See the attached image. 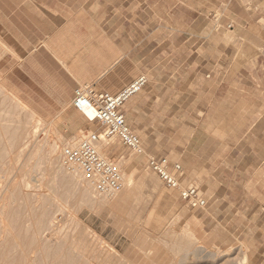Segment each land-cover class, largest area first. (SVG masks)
I'll return each instance as SVG.
<instances>
[{
	"label": "rangeland",
	"instance_id": "rangeland-1",
	"mask_svg": "<svg viewBox=\"0 0 264 264\" xmlns=\"http://www.w3.org/2000/svg\"><path fill=\"white\" fill-rule=\"evenodd\" d=\"M146 1L159 3L160 41L178 32L174 57L160 48L154 79L122 106L146 154L98 142L120 192L98 196L63 163L91 130L52 133L0 85L5 264H264V0ZM146 155L181 163L206 205L189 207Z\"/></svg>",
	"mask_w": 264,
	"mask_h": 264
},
{
	"label": "crops",
	"instance_id": "crops-1",
	"mask_svg": "<svg viewBox=\"0 0 264 264\" xmlns=\"http://www.w3.org/2000/svg\"><path fill=\"white\" fill-rule=\"evenodd\" d=\"M159 8L146 0H0V85L52 133L99 132L101 126L73 106L75 89L91 85L115 94L139 75L152 81L160 48L171 46L166 56L174 57L178 32L167 27L160 41ZM117 151L124 150L118 145ZM185 179L182 167L180 182L198 183Z\"/></svg>",
	"mask_w": 264,
	"mask_h": 264
},
{
	"label": "built area",
	"instance_id": "built-area-1",
	"mask_svg": "<svg viewBox=\"0 0 264 264\" xmlns=\"http://www.w3.org/2000/svg\"><path fill=\"white\" fill-rule=\"evenodd\" d=\"M146 82V76L139 75L115 94L97 91L91 85H80L75 89L72 99L73 106L89 120H97L103 129L100 132L83 133L77 145L64 147L63 161L65 165L78 172L98 195H113L124 187L122 170L117 162L99 153L97 148L99 141L117 138L131 153L146 154L140 137L127 125L121 111L124 103L139 92ZM88 111L93 113L92 117L88 116ZM146 156L148 168L167 186L178 189L182 200L189 206L203 207L206 205V199L198 188L182 187L179 180L182 167L179 163L172 165L167 157Z\"/></svg>",
	"mask_w": 264,
	"mask_h": 264
},
{
	"label": "bare ground",
	"instance_id": "bare-ground-1",
	"mask_svg": "<svg viewBox=\"0 0 264 264\" xmlns=\"http://www.w3.org/2000/svg\"><path fill=\"white\" fill-rule=\"evenodd\" d=\"M87 114H88L89 117H92V116H93V113H92V112H89V111H88ZM33 135H34V134H33ZM51 150L55 152L54 147L51 148ZM98 151H99V149H98ZM63 163H64V161H63ZM72 176H73V175H72ZM86 184L89 185L87 182H86ZM77 187H78V186H77ZM90 188H91V187H90ZM85 189H86V188H85ZM91 189H92V188H91ZM80 190H81V189H80ZM87 190H88V189H87ZM83 191H84V190H83ZM95 194H96V193H95ZM98 196H99V195H98ZM101 196H103V195H101ZM104 196H105V195H104ZM106 196H109V195H106ZM44 211H45V210H44ZM44 211H42V212H44ZM4 213H5V211H4ZM4 213H1V214H0V225L2 226V229H3L4 231H8V230H7V227H8V226H7V225L5 226V224H6V223H5V219H6V218H5ZM44 214H45V213H44ZM10 215H11V214H10ZM11 216H12V215H11ZM40 216H41V215H40ZM41 217H42V216H41ZM41 217H39L40 221H41ZM15 218H16V217H15ZM42 218H44V217H42ZM37 220H38V219H37ZM37 220H36V221H37ZM40 221H38V225H39ZM42 222H43V221H42ZM42 222H41V223H42ZM40 225H41V224H40ZM8 229H9V228H8ZM8 232H9V231H8ZM3 234H4V233H3ZM3 234H2V235H3ZM3 237H4V236H3ZM1 252H2V250H1ZM1 256H3L2 253H1V255H0V264H5ZM244 258H245V257H244Z\"/></svg>",
	"mask_w": 264,
	"mask_h": 264
}]
</instances>
